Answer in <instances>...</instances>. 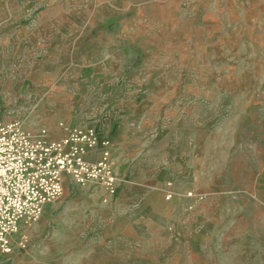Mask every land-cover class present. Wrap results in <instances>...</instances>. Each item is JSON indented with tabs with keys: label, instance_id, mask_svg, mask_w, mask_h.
<instances>
[{
	"label": "rangeland",
	"instance_id": "374dc122",
	"mask_svg": "<svg viewBox=\"0 0 264 264\" xmlns=\"http://www.w3.org/2000/svg\"><path fill=\"white\" fill-rule=\"evenodd\" d=\"M11 122L95 128L117 187L65 178L0 264H264V0H0Z\"/></svg>",
	"mask_w": 264,
	"mask_h": 264
},
{
	"label": "built area",
	"instance_id": "2783aa9c",
	"mask_svg": "<svg viewBox=\"0 0 264 264\" xmlns=\"http://www.w3.org/2000/svg\"><path fill=\"white\" fill-rule=\"evenodd\" d=\"M98 150L99 159L90 160ZM65 178L79 185L97 182L113 195L117 179L110 142L95 128L73 129L47 141L32 137L19 123H0V255L25 248L21 230L31 228L46 205L62 195Z\"/></svg>",
	"mask_w": 264,
	"mask_h": 264
},
{
	"label": "crops",
	"instance_id": "0c3cea01",
	"mask_svg": "<svg viewBox=\"0 0 264 264\" xmlns=\"http://www.w3.org/2000/svg\"><path fill=\"white\" fill-rule=\"evenodd\" d=\"M100 137L102 139H106V140H108L110 142V154H111V148H112L111 141L109 139L105 138V137H102V136H100ZM99 157H100V152L98 150V151L93 152L92 154H90L89 159L92 160V161H95V160L99 159Z\"/></svg>",
	"mask_w": 264,
	"mask_h": 264
}]
</instances>
